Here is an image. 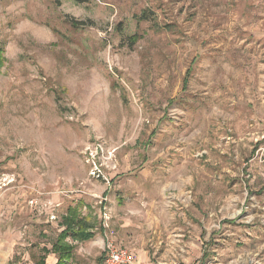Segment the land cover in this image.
<instances>
[{
	"label": "rangeland",
	"instance_id": "rangeland-1",
	"mask_svg": "<svg viewBox=\"0 0 264 264\" xmlns=\"http://www.w3.org/2000/svg\"><path fill=\"white\" fill-rule=\"evenodd\" d=\"M77 205L68 264H264V0H0V264Z\"/></svg>",
	"mask_w": 264,
	"mask_h": 264
},
{
	"label": "trees",
	"instance_id": "trees-1",
	"mask_svg": "<svg viewBox=\"0 0 264 264\" xmlns=\"http://www.w3.org/2000/svg\"><path fill=\"white\" fill-rule=\"evenodd\" d=\"M80 215L78 205L75 207H69L65 214L61 216L62 230L52 244L51 249L42 250L45 256L48 254H54L57 256L55 264H68L69 259L72 257L73 248L66 243L67 238L76 241H86L93 237V231L88 229L86 222L80 217ZM104 258L105 257L101 259ZM44 262L45 257L39 258L37 264H45Z\"/></svg>",
	"mask_w": 264,
	"mask_h": 264
},
{
	"label": "built area",
	"instance_id": "built-area-1",
	"mask_svg": "<svg viewBox=\"0 0 264 264\" xmlns=\"http://www.w3.org/2000/svg\"><path fill=\"white\" fill-rule=\"evenodd\" d=\"M135 255L122 246L107 242L105 246V264H134Z\"/></svg>",
	"mask_w": 264,
	"mask_h": 264
},
{
	"label": "crops",
	"instance_id": "crops-1",
	"mask_svg": "<svg viewBox=\"0 0 264 264\" xmlns=\"http://www.w3.org/2000/svg\"><path fill=\"white\" fill-rule=\"evenodd\" d=\"M150 213H151V211H150ZM149 217V215L147 216V218ZM123 223V222H122ZM132 252V251H131Z\"/></svg>",
	"mask_w": 264,
	"mask_h": 264
}]
</instances>
